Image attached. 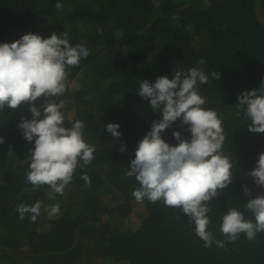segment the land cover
<instances>
[{"label":"trees","instance_id":"1","mask_svg":"<svg viewBox=\"0 0 264 264\" xmlns=\"http://www.w3.org/2000/svg\"><path fill=\"white\" fill-rule=\"evenodd\" d=\"M57 2L62 9H56ZM53 32L89 49L78 66L66 68V91L53 99L64 101L65 127L84 123L83 139L95 148L94 159L83 167L79 162L62 195L52 198L47 185L33 189L25 183V160L34 141H26L18 128L22 117L32 118L29 105L0 111L5 141L0 144V264H264V232L252 241L241 233L227 242L220 231L222 216L232 207L254 221L244 206L250 198L245 186L251 198L264 195L248 175L264 152V133L249 132L251 121L242 111L237 115L238 96L259 89L264 78V0H0V43ZM192 67L209 74V83L197 84L198 93L206 101L202 107L221 119L222 152L233 163L232 182L208 202V231L223 248L204 247L187 215L163 200L145 198L138 227L126 222L136 200L131 193L140 185L125 173L138 142L162 118L137 94L139 83L172 79L176 70ZM212 71L220 73L219 80L212 79ZM40 103L38 98L36 106ZM108 123L120 125L119 138L106 131ZM174 131L191 138L178 119L161 134L172 146L178 143ZM107 135L126 150L107 145ZM37 201L42 207L36 221L29 214L21 220L18 205ZM55 204L60 212L49 216Z\"/></svg>","mask_w":264,"mask_h":264},{"label":"clouds","instance_id":"2","mask_svg":"<svg viewBox=\"0 0 264 264\" xmlns=\"http://www.w3.org/2000/svg\"><path fill=\"white\" fill-rule=\"evenodd\" d=\"M55 7L60 10L63 5L57 2ZM88 55L89 49L82 44L71 45L66 33L53 32L47 38L28 33L12 43H0V111L5 107L17 109L22 103L29 105L32 118L22 117L18 124L23 138L34 141L25 160L29 169L25 183L33 189L47 185L52 198L53 194H63L79 162H83L80 165L83 167L94 159L95 148L83 139L84 123L76 120L71 127H65L61 111L64 101L53 99L66 91V68L78 66L81 58ZM204 63L203 59L199 61L201 65ZM210 75L213 80L220 79L216 71ZM198 83H209V74L197 67L187 72L176 70L172 79L159 76L154 83L140 81L137 94L162 118L154 120L151 130L138 142L135 158L125 175L135 176L140 185L131 193L137 201L163 200L166 206L181 209L188 223L194 224L195 234L204 247L215 243L223 248L224 242L208 231L211 211L208 202L232 182L233 163L222 152L225 140L222 121L216 111L202 107L206 101L198 93ZM237 99V115L242 111L246 121H251L248 131L264 133V78L259 89L244 91ZM178 119L181 127L187 126L191 138L184 139L179 131H174L172 135L178 143L172 146L161 134ZM105 128L114 138L121 136L118 123H108ZM4 142L0 137V144ZM120 150L123 152L126 147L122 145ZM248 175L264 188V152L258 154L256 167ZM81 179L90 184L87 174ZM243 191L250 197L244 206L253 214L254 221L246 220L235 207L230 208L220 224L227 242H235L241 233L252 241L257 233L264 232V195L251 198L246 186ZM41 207L40 201L31 206L21 203L16 211L21 220L29 214L35 222ZM59 212V204L48 209L49 216Z\"/></svg>","mask_w":264,"mask_h":264},{"label":"rangeland","instance_id":"3","mask_svg":"<svg viewBox=\"0 0 264 264\" xmlns=\"http://www.w3.org/2000/svg\"><path fill=\"white\" fill-rule=\"evenodd\" d=\"M69 119V118H67ZM105 142L107 145H115L116 144V147H119L121 148L120 144L116 143L115 140L113 139V137L107 135L105 137ZM144 203H145V199L143 201H137L135 200L134 203H133V208H132V211L130 213V215L128 216L127 218V224L130 225L131 227L133 228H136L138 227L140 221H141V218L144 214ZM101 264H126L125 262H115L113 260H108L106 262H102Z\"/></svg>","mask_w":264,"mask_h":264}]
</instances>
